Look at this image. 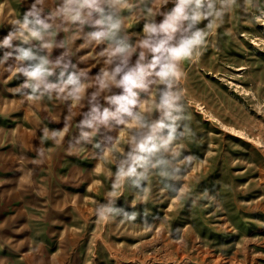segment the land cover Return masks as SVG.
<instances>
[{
  "label": "rangeland",
  "instance_id": "obj_1",
  "mask_svg": "<svg viewBox=\"0 0 264 264\" xmlns=\"http://www.w3.org/2000/svg\"><path fill=\"white\" fill-rule=\"evenodd\" d=\"M32 2L0 0V41L15 33L12 48L0 47V59L18 44L38 45L23 44L19 35L18 21ZM51 7V0L37 5L42 16ZM126 22L134 41L142 22L131 16ZM199 26L210 33L205 45L181 65L186 110L177 132L184 135L172 147L183 151L165 153L160 169L138 168L149 177L150 194L130 183L116 189L112 179L134 128L110 119L82 137L93 131L80 122L94 86L79 104L55 94L33 101L21 95L28 89L14 91L25 79L9 67L14 56L0 64V264H264V0L258 7L237 0L221 22ZM92 30L86 23L81 35ZM74 31L61 30L38 55L51 62L50 80L71 61L77 69L69 64L66 71L90 68L81 80L91 83L104 66L105 44L93 41L94 48L78 52L83 41L76 39L74 54L62 55ZM161 87L140 92L138 110L149 120L158 116ZM121 91L113 87L97 100L114 109L104 97ZM184 156L192 157L187 166ZM113 192L119 194L113 206L137 213L135 220L95 215L96 202Z\"/></svg>",
  "mask_w": 264,
  "mask_h": 264
},
{
  "label": "clouds",
  "instance_id": "obj_2",
  "mask_svg": "<svg viewBox=\"0 0 264 264\" xmlns=\"http://www.w3.org/2000/svg\"><path fill=\"white\" fill-rule=\"evenodd\" d=\"M44 2L33 0L22 20L18 21L23 44H31L34 40L38 45L24 47L18 44L14 53L6 52L0 59L2 64L14 56L16 63L9 67L15 69V76L21 74L25 78L14 91L28 89L21 95L33 101L55 94L57 99L79 104L85 98L87 88L94 86L95 91L88 99L89 110L80 122L93 131L82 132V137L94 135L97 126L107 125L110 119H115L118 125L134 128L136 131L128 141L130 150L119 159L112 179L116 189L130 183L139 192L150 194L151 189L147 186L149 177L146 171H138V168L145 169L151 163L153 168L160 169L168 163L165 153L180 157L183 151L172 147L184 135L183 131L177 132L181 127L178 122L185 118L186 110L179 86L184 75L181 65L193 59L194 53L205 45L210 34L199 25L204 21L221 22L226 10L237 0H51L53 7L42 16L43 9L37 5ZM170 2L173 7L168 9ZM249 4L258 7L259 0H249ZM126 16L134 17L136 24L142 22V30L134 41L127 32ZM156 16L162 19L157 22ZM86 23L94 30L82 36ZM73 27L75 31L63 41L67 48L62 55L74 54L71 49L76 39L82 38L83 41L76 48L78 52L105 44L99 53L104 58V66L91 83L81 80L90 68L66 71L69 64L77 69V64L71 61L63 64L55 81L50 80L53 75L51 62L46 54L38 55V52L54 46L55 37L61 30L68 32ZM14 37L15 33H9L0 41V47L12 48ZM134 55L136 59L133 61ZM55 63L59 65L60 59ZM154 84L162 85L158 98H154V111L158 116L149 120L145 112L138 110L143 107L140 92L149 93ZM113 87L120 88L121 93L107 95L104 99L109 105H114V109L102 107L97 97L111 92ZM191 160V156H184L182 163L187 166ZM176 171L179 172V166ZM118 197L119 194L113 192L105 197L106 203L96 202L95 215L105 222L114 215L135 220L137 213L129 214L123 208L113 206Z\"/></svg>",
  "mask_w": 264,
  "mask_h": 264
}]
</instances>
